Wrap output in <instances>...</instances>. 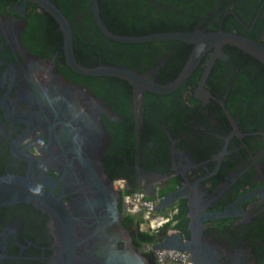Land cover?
I'll use <instances>...</instances> for the list:
<instances>
[{
	"label": "flooded vegetation",
	"instance_id": "flooded-vegetation-1",
	"mask_svg": "<svg viewBox=\"0 0 264 264\" xmlns=\"http://www.w3.org/2000/svg\"><path fill=\"white\" fill-rule=\"evenodd\" d=\"M47 1L68 22L80 67L166 85L194 50L117 40L91 0ZM96 1L115 36L224 31L264 46V0ZM116 179L149 198L179 193L160 209L173 224L143 231L124 214ZM13 186L36 196L0 206V264H139L129 247L157 264L139 235L161 242L168 228L192 264H264V65L212 46L178 87L156 93L74 69L51 13L0 0V192Z\"/></svg>",
	"mask_w": 264,
	"mask_h": 264
},
{
	"label": "water",
	"instance_id": "water-1",
	"mask_svg": "<svg viewBox=\"0 0 264 264\" xmlns=\"http://www.w3.org/2000/svg\"><path fill=\"white\" fill-rule=\"evenodd\" d=\"M30 1L38 4L40 7H43L46 11L51 13L62 26L65 34L66 59L74 69L83 72L85 74L87 73L91 75H108V76L120 77L128 80L136 88L150 89L156 93H165L173 90L174 88L178 87L185 80L186 77H188V75L193 69L194 62L207 49H209L212 46L222 47L225 44L232 45L234 47L241 49L243 52L253 56L264 65V46L256 43L255 41L247 37L230 32H224V31L212 32V33H206L203 31L170 32V33L154 34L145 37H121V36L112 35L102 26L100 22L97 11V1L91 0V10L93 11L94 19L106 36L124 42H133V41L137 42V41H145L149 39H179L181 41L193 43L194 50L192 52L188 65L184 67L183 71L178 76V78H176L173 82L166 85L155 84L148 77H142L129 70L118 67L83 68L80 67L73 59L72 46H71V33L68 28V22L66 18L53 4H51L47 0H30ZM29 191H35V190H29ZM37 192L39 191L37 190ZM30 195L34 196L35 193L24 195L20 192L19 187L13 186L9 192H0V206L14 203L26 197L28 198ZM178 196L179 193H173L164 196L159 200L157 209L166 208L171 203H173ZM224 215L225 214L222 212L215 214L214 216L222 217ZM211 216L213 217V215ZM153 248L157 250L175 249V250H183V251H187L188 249L187 244L185 242H182L181 237L178 233L166 235L163 238V240H161V242L154 244ZM128 253L129 256L139 258V264H147V262L142 257V255L137 254L133 248L129 247Z\"/></svg>",
	"mask_w": 264,
	"mask_h": 264
},
{
	"label": "built area",
	"instance_id": "built-area-1",
	"mask_svg": "<svg viewBox=\"0 0 264 264\" xmlns=\"http://www.w3.org/2000/svg\"><path fill=\"white\" fill-rule=\"evenodd\" d=\"M117 186L116 192L120 196L122 210L125 215L139 218L140 228L148 233H155L165 227L168 223L173 224L171 212H162L157 209L158 198L146 197L140 190H127L123 179H116L112 182L111 188ZM175 233V230L168 228L166 235ZM159 243L152 240L146 243L144 249L151 252L157 264H192L188 254L183 250L153 248Z\"/></svg>",
	"mask_w": 264,
	"mask_h": 264
},
{
	"label": "trees",
	"instance_id": "trees-1",
	"mask_svg": "<svg viewBox=\"0 0 264 264\" xmlns=\"http://www.w3.org/2000/svg\"><path fill=\"white\" fill-rule=\"evenodd\" d=\"M128 219L131 220V217H128ZM152 239H153V237H151V236H149L148 234H145V233H141V235H139V240L143 241V242H150V241H152Z\"/></svg>",
	"mask_w": 264,
	"mask_h": 264
}]
</instances>
